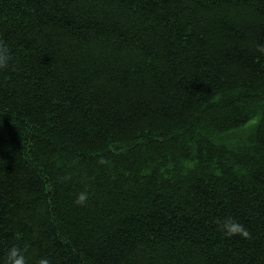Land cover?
<instances>
[{
  "label": "trees",
  "instance_id": "16d2710c",
  "mask_svg": "<svg viewBox=\"0 0 264 264\" xmlns=\"http://www.w3.org/2000/svg\"><path fill=\"white\" fill-rule=\"evenodd\" d=\"M0 40V260L264 264V0H0Z\"/></svg>",
  "mask_w": 264,
  "mask_h": 264
},
{
  "label": "clouds",
  "instance_id": "9594fccd",
  "mask_svg": "<svg viewBox=\"0 0 264 264\" xmlns=\"http://www.w3.org/2000/svg\"><path fill=\"white\" fill-rule=\"evenodd\" d=\"M264 50V49H261ZM13 62L12 55L10 53L9 45L0 40V71H5L11 67ZM88 198L87 192H80L76 194L74 203L84 204ZM219 230L227 237L233 235H239L247 238L250 233L248 229L240 223L238 220L227 216L218 222ZM0 264H26V259L23 254V250L15 245L8 248L5 257L0 260ZM36 264H51L50 259L47 256H41L37 259Z\"/></svg>",
  "mask_w": 264,
  "mask_h": 264
}]
</instances>
